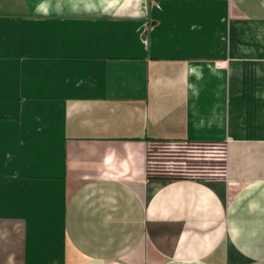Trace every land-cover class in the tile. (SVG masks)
<instances>
[{
    "label": "crops",
    "instance_id": "obj_1",
    "mask_svg": "<svg viewBox=\"0 0 264 264\" xmlns=\"http://www.w3.org/2000/svg\"><path fill=\"white\" fill-rule=\"evenodd\" d=\"M0 3V264H264V0Z\"/></svg>",
    "mask_w": 264,
    "mask_h": 264
},
{
    "label": "rangeland",
    "instance_id": "obj_2",
    "mask_svg": "<svg viewBox=\"0 0 264 264\" xmlns=\"http://www.w3.org/2000/svg\"><path fill=\"white\" fill-rule=\"evenodd\" d=\"M16 23H18L17 20H11V19L7 20V24L10 25L9 31L7 33H5V32L2 33L3 40L4 39L9 40L10 55L12 53H16V51H17L16 46L18 45L17 44L18 41L24 40L26 43L27 41L33 40L32 21L31 20L26 21L25 22L26 26L24 28L19 27L18 29L15 26ZM5 34H7V35L5 36ZM25 45H27V44H25ZM28 50H29V48L25 49L26 55H28V53H27ZM12 55H14V54H12Z\"/></svg>",
    "mask_w": 264,
    "mask_h": 264
}]
</instances>
